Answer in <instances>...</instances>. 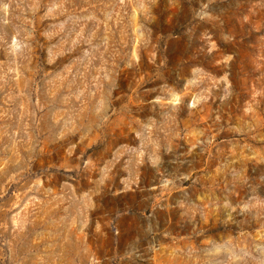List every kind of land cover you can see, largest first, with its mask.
I'll use <instances>...</instances> for the list:
<instances>
[{"label":"rangeland","instance_id":"rangeland-1","mask_svg":"<svg viewBox=\"0 0 264 264\" xmlns=\"http://www.w3.org/2000/svg\"><path fill=\"white\" fill-rule=\"evenodd\" d=\"M0 264H264V0H0Z\"/></svg>","mask_w":264,"mask_h":264}]
</instances>
